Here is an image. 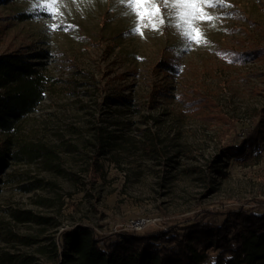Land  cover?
I'll return each instance as SVG.
<instances>
[{"label":"rangeland","instance_id":"1","mask_svg":"<svg viewBox=\"0 0 264 264\" xmlns=\"http://www.w3.org/2000/svg\"><path fill=\"white\" fill-rule=\"evenodd\" d=\"M226 3L208 9L218 19L201 25L207 43L185 48L167 25L133 34L118 0H63L55 18L0 1V54L44 51L46 87L13 139L42 156L0 173V227L34 241L1 249L36 254L79 222L140 230L264 203V151L228 152L264 123V0ZM18 209L44 219H15Z\"/></svg>","mask_w":264,"mask_h":264},{"label":"trees","instance_id":"2","mask_svg":"<svg viewBox=\"0 0 264 264\" xmlns=\"http://www.w3.org/2000/svg\"><path fill=\"white\" fill-rule=\"evenodd\" d=\"M44 54L42 50L0 54L1 175L7 174L5 168L11 160L32 162L44 152L40 144L13 142L19 139L16 132L23 119L44 97L40 60ZM126 98L121 96L120 101ZM257 124L239 144L230 147L231 156L245 159L264 151V123ZM214 208H201L190 216L140 230L102 231L79 222L44 238L45 242L37 244L36 254L0 248V264H264V203ZM25 212L18 209L10 214L15 219H44L22 215ZM34 237L0 227L3 242L30 243Z\"/></svg>","mask_w":264,"mask_h":264},{"label":"snow or ice","instance_id":"3","mask_svg":"<svg viewBox=\"0 0 264 264\" xmlns=\"http://www.w3.org/2000/svg\"><path fill=\"white\" fill-rule=\"evenodd\" d=\"M62 3L63 0H30L29 11L43 12L55 18L60 14ZM118 3L125 7L124 15L133 17V34L143 38L145 29L159 31L161 26L167 25L174 29L185 48H190L193 43H207L206 32L201 25L208 22L215 27L218 19L208 11L209 8L229 6L226 0H118ZM49 27L55 30L60 26L52 24Z\"/></svg>","mask_w":264,"mask_h":264}]
</instances>
